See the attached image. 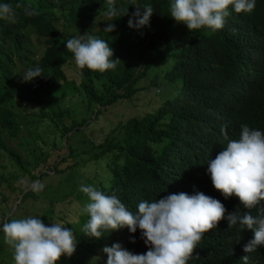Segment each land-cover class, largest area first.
<instances>
[{
    "label": "trees",
    "instance_id": "16d2710c",
    "mask_svg": "<svg viewBox=\"0 0 264 264\" xmlns=\"http://www.w3.org/2000/svg\"><path fill=\"white\" fill-rule=\"evenodd\" d=\"M171 2L114 0L117 15L109 18L105 14L107 0H0L13 7L20 3L38 13L26 15L22 7L16 9L14 21L0 19V148L28 178L40 179L48 172L43 167L38 173L30 171L22 156L6 143L3 131L15 138L23 126L32 125V113L15 110L18 102L23 104L20 110L46 104L48 109L40 110L41 117H47L67 141L68 151L51 169L57 171V166L69 157L74 161L66 167L84 166L106 157L107 172L89 184L105 194L117 195L132 212L138 210L142 200L153 201L180 192L192 195L194 189L219 200L227 210L226 216L237 208L245 211L237 197L225 199L215 190L207 163L226 144L222 126H226L230 139L239 138L241 125L264 131V0H256L251 13H236L230 5V14L220 30L202 28L191 32L170 17ZM136 7L141 12L145 7L154 11L148 26L139 30L128 26ZM108 23L114 24L115 31H104ZM86 33L106 40L114 50L113 59L121 62L104 73L80 69L79 84L71 80L66 90L64 66L74 56L65 44ZM34 43L42 45L40 55ZM35 67H40L43 75L23 82L21 76ZM95 81L100 82L102 91ZM165 85L177 94L142 115L117 122L101 141L77 138L89 124V117L76 120L72 110L60 106L57 100V96L80 89L88 109L97 104L105 107ZM100 111L95 110L94 117ZM30 133L34 140L40 137L37 129ZM32 194L33 189L27 190L22 200ZM84 199L75 220L68 223L77 240L76 251L71 258L62 256L58 264H96L94 258L101 259L105 246L130 244L133 239V253L147 252L139 241V229L135 234L123 228L106 232L99 240L86 238L82 229L89 217L82 209L88 198ZM251 214L258 215V210H251ZM1 215L0 233L4 223ZM54 216L62 219V215ZM252 238L250 230L241 232L238 226L228 229L225 217L216 229L204 234L188 264H243L241 257L245 255L248 264H264V246L248 254L243 251Z\"/></svg>",
    "mask_w": 264,
    "mask_h": 264
},
{
    "label": "clouds",
    "instance_id": "9594fccd",
    "mask_svg": "<svg viewBox=\"0 0 264 264\" xmlns=\"http://www.w3.org/2000/svg\"><path fill=\"white\" fill-rule=\"evenodd\" d=\"M107 4L105 14L109 18L116 16L114 0H107ZM230 5L236 13H251L256 0H172L170 17L186 25L190 32L202 28L216 31L224 27ZM22 7L26 15L38 14L20 3L15 7L0 3V19L14 21L16 9ZM136 9L128 26L139 30L148 26L154 11L151 7L143 8V12ZM104 31H115L114 24L108 23ZM65 47L74 56L68 62L74 59L81 70L104 73L121 62L113 59L114 50L106 40L87 33L68 39ZM42 75L43 70L35 67L21 77L23 82H31ZM221 135L226 144L208 161V174L215 190L225 199L237 197L245 211L237 208L226 216L227 210L219 200L194 189L192 195L180 192L153 201L142 200L138 210L132 212L117 195L105 194L92 185L80 186L79 191L88 198L82 209L89 217L82 229L86 238L99 240L106 232L123 228L135 234L139 229L148 248L146 253L135 254L118 243L105 246L102 251L107 255V264H188L204 234L216 229L225 217L228 229L238 226L241 232L253 233L243 248L245 253L264 246V131L241 125L239 138L230 139L226 126H222ZM43 188L42 183H36L33 190ZM253 209L258 210V215L251 214ZM2 232L4 243L12 249L14 264H58L62 256L71 258L76 251V237L61 222L46 225L39 217L28 216L5 222ZM248 260V255L241 257L243 264Z\"/></svg>",
    "mask_w": 264,
    "mask_h": 264
},
{
    "label": "rangeland",
    "instance_id": "374dc122",
    "mask_svg": "<svg viewBox=\"0 0 264 264\" xmlns=\"http://www.w3.org/2000/svg\"><path fill=\"white\" fill-rule=\"evenodd\" d=\"M33 41H36L35 37H33ZM37 44H33L34 50L42 52V45ZM40 52L37 54L40 55ZM16 72L20 73V68H16ZM64 72L66 76V81L63 82V85L66 86L64 89L68 90L67 83L71 80H74V85L79 84L81 73L80 69L75 65L74 59L65 64ZM95 84L99 91L103 90L100 82L95 81ZM159 88H150L147 90L149 91L147 94H144L145 91L138 92L132 96V100H119L105 107H98L97 104L94 108V105H92L89 109L83 101L84 92L80 89L75 90L74 93L68 96H57V100L60 106L69 107L72 110V116L76 120L82 117H89V124L83 127V132L78 133L77 138L101 141L104 134L108 130L110 131L117 122L130 116L142 115L154 109L161 100L176 92L170 85ZM17 105L15 110L18 113L33 114L32 125L29 127L23 126L15 138H9L3 131L6 143L22 156L30 171L38 173L39 169L43 167L46 168L48 173L40 179L28 178L17 167L15 162L10 157L8 158L6 152L0 148V211L4 215V223L12 219L37 216L46 225L56 221L63 223L68 228V223L75 220L77 211L82 208V203L86 201L84 199L85 195L79 191L80 186L82 184L90 185V180L96 179L98 175L107 172L106 162L108 159L105 157L100 161L87 162L84 166L75 164L74 166L66 167L74 161V157H69L57 166V171L51 169L52 164L60 159L59 156L64 155L68 151L66 139L60 136L47 117H41L39 112L40 110L48 109L46 104H32L27 106L25 110L19 109V105H23L21 102H18ZM97 107L101 111L94 117L93 112L98 110ZM27 118L30 119L28 115ZM47 124H50L51 127ZM33 129H37L40 134V137L36 140L32 138L30 133ZM53 135L57 137L53 139ZM72 141L76 142V140ZM53 142L56 144H53ZM34 153L35 155H33ZM102 160L105 163H102ZM9 182H12L11 188ZM36 183H42L44 185L43 190H33L32 195L22 200L23 193L33 189ZM12 187L14 188L12 189ZM1 214L0 221L2 220ZM54 215H62V219ZM139 236V241L145 246L144 241L141 239V234ZM121 246L134 252L132 242L130 244L123 242ZM0 262L14 264L12 249L4 243L3 232L0 233ZM94 262L96 264H107V255L103 252L101 259H95Z\"/></svg>",
    "mask_w": 264,
    "mask_h": 264
}]
</instances>
